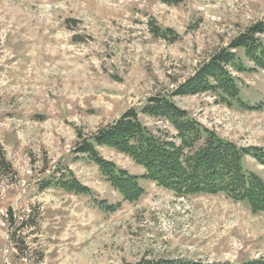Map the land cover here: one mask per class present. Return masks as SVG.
I'll return each instance as SVG.
<instances>
[{"label":"rangeland","instance_id":"obj_1","mask_svg":"<svg viewBox=\"0 0 264 264\" xmlns=\"http://www.w3.org/2000/svg\"><path fill=\"white\" fill-rule=\"evenodd\" d=\"M261 20L264 0H0V264L264 259V212L223 194L177 196L148 180H140L139 200L125 201L75 153L128 109L170 94ZM234 53L244 68L230 70L243 105L212 93L172 100L218 137L264 149V72ZM139 117L175 136L167 121ZM97 152L144 174L123 154ZM242 166L264 180L250 156ZM70 176L83 193L53 183Z\"/></svg>","mask_w":264,"mask_h":264},{"label":"trees","instance_id":"obj_2","mask_svg":"<svg viewBox=\"0 0 264 264\" xmlns=\"http://www.w3.org/2000/svg\"><path fill=\"white\" fill-rule=\"evenodd\" d=\"M263 35L264 20L248 26L226 48L216 51L199 65L192 76L170 94H157L147 99L140 109H128L116 120L84 138L75 153L94 163L106 182L125 201L139 200L144 193L140 180H148L177 196L223 194L233 201L245 203L254 214L264 212V180L246 172L242 166V159L248 155L264 168V149L240 148L218 137L172 100L174 97L212 93L221 103L230 105L234 101L243 105L238 99L240 89L230 72L244 70L234 52L242 50L253 70L264 72V42L259 38ZM140 115L167 121L175 136L155 133L145 126ZM97 148H109L127 156L144 170V174L131 175L105 161ZM53 183L63 191H85L71 176ZM155 264L208 263L180 260ZM241 264H264V259Z\"/></svg>","mask_w":264,"mask_h":264}]
</instances>
